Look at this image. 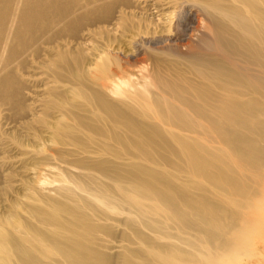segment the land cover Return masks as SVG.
I'll list each match as a JSON object with an SVG mask.
<instances>
[{"label": "bare ground", "instance_id": "obj_1", "mask_svg": "<svg viewBox=\"0 0 264 264\" xmlns=\"http://www.w3.org/2000/svg\"><path fill=\"white\" fill-rule=\"evenodd\" d=\"M244 262L264 0H0V264Z\"/></svg>", "mask_w": 264, "mask_h": 264}, {"label": "rangeland", "instance_id": "obj_2", "mask_svg": "<svg viewBox=\"0 0 264 264\" xmlns=\"http://www.w3.org/2000/svg\"><path fill=\"white\" fill-rule=\"evenodd\" d=\"M50 187H51V186H47L46 188H47V189H50ZM243 264H245V262H244Z\"/></svg>", "mask_w": 264, "mask_h": 264}]
</instances>
